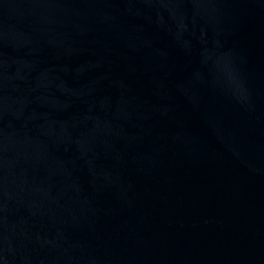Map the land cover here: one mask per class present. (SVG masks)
I'll return each instance as SVG.
<instances>
[{
	"label": "water",
	"instance_id": "95a60500",
	"mask_svg": "<svg viewBox=\"0 0 264 264\" xmlns=\"http://www.w3.org/2000/svg\"><path fill=\"white\" fill-rule=\"evenodd\" d=\"M0 264H264V0H0Z\"/></svg>",
	"mask_w": 264,
	"mask_h": 264
}]
</instances>
